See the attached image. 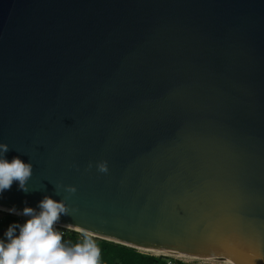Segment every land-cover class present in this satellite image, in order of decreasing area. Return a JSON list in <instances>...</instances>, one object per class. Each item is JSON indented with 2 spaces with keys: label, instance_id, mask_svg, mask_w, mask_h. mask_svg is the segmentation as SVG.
<instances>
[{
  "label": "water",
  "instance_id": "1",
  "mask_svg": "<svg viewBox=\"0 0 264 264\" xmlns=\"http://www.w3.org/2000/svg\"><path fill=\"white\" fill-rule=\"evenodd\" d=\"M0 143L33 165L1 211L264 264V0H0Z\"/></svg>",
  "mask_w": 264,
  "mask_h": 264
},
{
  "label": "clouds",
  "instance_id": "2",
  "mask_svg": "<svg viewBox=\"0 0 264 264\" xmlns=\"http://www.w3.org/2000/svg\"><path fill=\"white\" fill-rule=\"evenodd\" d=\"M9 145L0 143V197L14 182L18 190L27 192V182L32 176V162L20 156L8 158ZM106 171V164H99ZM59 186L56 185L57 193ZM75 191L74 187L66 188ZM26 203V202H25ZM11 215L23 218L11 222L0 235V264H98L99 249L85 233L80 243L69 245L55 227L69 209L63 199L45 195L37 206L6 210Z\"/></svg>",
  "mask_w": 264,
  "mask_h": 264
},
{
  "label": "trees",
  "instance_id": "3",
  "mask_svg": "<svg viewBox=\"0 0 264 264\" xmlns=\"http://www.w3.org/2000/svg\"><path fill=\"white\" fill-rule=\"evenodd\" d=\"M4 216V230L11 222L19 220L15 215L4 214ZM62 238L63 241L69 245H74L83 241L84 234L68 230L66 236ZM91 239L99 249L100 255L98 264H163L165 260L164 257L146 254L124 245L94 237H91ZM177 264L186 263L178 261Z\"/></svg>",
  "mask_w": 264,
  "mask_h": 264
},
{
  "label": "bare ground",
  "instance_id": "4",
  "mask_svg": "<svg viewBox=\"0 0 264 264\" xmlns=\"http://www.w3.org/2000/svg\"><path fill=\"white\" fill-rule=\"evenodd\" d=\"M144 253H149L155 256H159V257H164V256H168V257H174L177 259H182L183 261H188L189 260H193V261H202V262H208V263H217L219 262L218 260L215 259H210V258H204V257H198V256H193V255H187V254H181V253H165V252H159V251H154V250H141ZM227 264H231L226 262Z\"/></svg>",
  "mask_w": 264,
  "mask_h": 264
},
{
  "label": "built area",
  "instance_id": "5",
  "mask_svg": "<svg viewBox=\"0 0 264 264\" xmlns=\"http://www.w3.org/2000/svg\"><path fill=\"white\" fill-rule=\"evenodd\" d=\"M4 214H9V213L0 210V235H2V233L4 232V227H3L4 223H5ZM16 217L19 218V221L23 220V218L20 217V216H16ZM55 227L57 228L58 231L61 232L62 237L66 236L67 231L70 230V229H67V228H64V227H61V226H58V225H56ZM70 231H72V230H70ZM73 232H75V231H73ZM164 258H165V260H164L163 264H177V262H178V259L174 258V257L164 256Z\"/></svg>",
  "mask_w": 264,
  "mask_h": 264
},
{
  "label": "rangeland",
  "instance_id": "6",
  "mask_svg": "<svg viewBox=\"0 0 264 264\" xmlns=\"http://www.w3.org/2000/svg\"><path fill=\"white\" fill-rule=\"evenodd\" d=\"M179 260L182 261V262H184V263H186V264H225V263H218V262L217 263L216 262L215 263H208V262L193 261V260H191V261L189 260V262H188V261H185V260L183 261L182 259H178V261Z\"/></svg>",
  "mask_w": 264,
  "mask_h": 264
}]
</instances>
